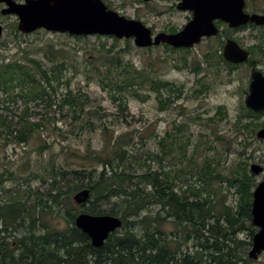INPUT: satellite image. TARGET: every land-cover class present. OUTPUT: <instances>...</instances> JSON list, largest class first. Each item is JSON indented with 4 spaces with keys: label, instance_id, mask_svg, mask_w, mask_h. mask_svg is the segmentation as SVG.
<instances>
[{
    "label": "trees",
    "instance_id": "1",
    "mask_svg": "<svg viewBox=\"0 0 264 264\" xmlns=\"http://www.w3.org/2000/svg\"><path fill=\"white\" fill-rule=\"evenodd\" d=\"M177 31L173 28L167 32ZM164 46L171 51H178L169 45ZM220 47L223 48V45ZM179 50L188 52L186 49ZM107 51L108 57L100 65L103 78L99 83L121 111L128 110L125 92L131 90L134 96L139 97L138 89L148 82L157 91L165 89L170 93L177 91L178 95L181 94V89L173 83L151 78L146 70L123 62L122 58L111 54V49ZM220 59L226 62L221 51ZM46 64L26 54L20 58H0V105L2 98L15 100V97H20L26 100V104L30 101L47 102L48 105L58 103L59 108H67L66 111L70 113L85 114L89 95L72 90L64 79V72L68 69L65 62L54 66ZM112 72H117V75H112ZM64 84V92H61ZM179 98L177 96L174 101H168L174 104ZM248 113L253 118L264 115L250 110ZM87 119L82 120L85 126L82 130L91 127ZM240 122L238 125L242 127ZM175 124L172 131L160 139L157 152L149 149L143 152L145 145L140 147L136 144L134 134L107 135L108 127L103 124L98 127L103 134L100 150L88 146L82 155L70 153L83 165L64 163L67 158L58 163L53 154H49V161L36 176L46 188L43 192L36 191L38 197L35 203L15 197V192L6 196L5 189L1 190L0 262L235 264L232 259L241 260L237 253L240 242L236 236L247 231L250 237L255 234L252 203L253 191L258 183L246 162L238 163L235 168L232 166L225 177L223 172L218 171L220 165L214 159H207L201 166L191 165L197 164L194 158L189 160L190 163L185 162L191 139L186 137L183 124ZM255 126L264 128V123ZM42 129L43 123L33 122L27 113L18 118L15 126L0 114V144L6 140L11 145L28 146L37 137H42ZM51 131L57 138L63 135L59 128ZM48 147L51 149V145ZM185 163L189 166H185ZM190 172L202 183L200 187L190 184L189 179L184 181L187 185L185 189L179 187L176 180L186 177ZM218 182H227L230 191L234 190L235 206L222 204L220 210L215 208L218 192L214 184ZM85 189L90 190L91 196L86 203L77 205L73 197ZM112 199L119 202L111 209L105 208V202ZM152 207L158 208V211L142 215ZM81 212L119 216L123 221L122 234L116 235L115 232L104 246L93 247L90 238L76 227L75 219ZM168 219L179 231L186 232L190 239L198 242L194 254H183L178 247L173 248L168 244L164 229ZM61 222L64 225H59ZM248 222H251V226L247 225ZM138 228L142 229V234L138 233ZM246 245L252 246V242ZM205 251H208V258H205ZM250 262L248 258L246 263Z\"/></svg>",
    "mask_w": 264,
    "mask_h": 264
},
{
    "label": "rangeland",
    "instance_id": "2",
    "mask_svg": "<svg viewBox=\"0 0 264 264\" xmlns=\"http://www.w3.org/2000/svg\"><path fill=\"white\" fill-rule=\"evenodd\" d=\"M102 1L120 15L142 21L155 35L161 32L168 33L167 31L173 28L180 31L192 19L191 12L177 9V1L153 0L150 3L142 0ZM246 1V10L249 13L264 10V0ZM3 8L4 5H0V24L5 28L0 40L4 42L0 43V58H20L26 54L43 60L47 63L46 66L49 63L54 66L65 62L68 69L64 72V79L73 91H83L90 98L85 106V114L77 115L66 111L67 108H59L58 103L48 105L47 102L30 101L26 104V100L20 97H15V100L2 98L0 114L7 117L13 126L25 113L33 122H42L44 125L42 137L40 139L37 137L28 146L11 145L6 140L1 142L0 192L5 189L6 196H9L10 192H15V197H22L28 203H35L38 197L36 191L43 192L46 188L36 176L49 161V154H53L58 163L67 158L64 163L69 162L71 166L77 163L83 165L81 160L70 153L82 155L88 146L100 150L103 146V134L102 129L98 127L103 124L108 127L107 135L134 134L136 144L140 147L145 145L143 152L148 149L157 152L160 139L172 131L175 123L183 124L186 137L191 139L188 158L184 161L189 162L194 158L197 164L191 165L201 166L206 161L214 159L215 163L220 165L218 171L225 174L223 177L228 175L232 166L235 168L240 162L248 163L249 168L255 163L264 166V139L257 138V132L263 127L255 126L264 123V115L258 118L249 117V110L244 105L252 81L250 61L232 67L220 59V51L223 52L220 46L224 47L228 39L242 44L243 48H250L257 43L262 44L264 28L252 25L237 30L220 23V35L203 39L200 44L187 50L188 52L171 51L164 45L143 49L138 48L133 39H116L111 36L74 37L47 30L23 34L18 30V17L3 16L1 14ZM109 49L112 50L111 54L119 56L123 62H130L134 67L149 72L151 78L173 83L181 89V94L178 95L177 91L170 93L165 89L157 91L151 82H148L138 89L139 97L134 96L131 90L125 92L128 110L121 111L99 83L103 78L100 65L106 61ZM258 54L259 51L256 49L251 57L252 62H261L262 58ZM258 69L264 73V61L258 65ZM112 75H117V72H112ZM65 86L66 84L61 92H64ZM177 96L180 98L176 99L174 104H170L168 100L174 101ZM86 119L91 122V127L82 130L85 127L82 120ZM75 120L78 121L74 125ZM238 122L242 127H239ZM244 126L248 128H243ZM56 128L61 129L63 133L58 138L51 131ZM50 145L51 149L48 147ZM185 166L189 164L185 163ZM192 174L190 172L186 177L176 180L179 187L185 189L187 185L184 181L189 179L190 184L193 183L199 188L202 183ZM254 178L259 183L263 175ZM214 188L218 192L214 201L215 208L220 210L222 204L235 206V192L233 189L230 191L227 182L215 183ZM118 202L117 199H112L105 202L104 207L111 209ZM157 211L158 208L152 207L142 215H151ZM171 221L168 219L164 223L168 244L173 248L178 247L183 254H194L198 249L196 247L198 242L190 239L186 232L179 231ZM250 223L247 225L251 226ZM59 225L64 224L61 222ZM253 227L256 233L257 228L254 225ZM137 231L139 234L143 233L142 229L138 228ZM122 232L120 229L116 235H121ZM236 238L240 242L237 253L241 260L232 259L233 263L264 264V252L257 260L246 263L251 249V246L246 244L253 240L249 231L237 234ZM207 254L208 251H205V258H208Z\"/></svg>",
    "mask_w": 264,
    "mask_h": 264
},
{
    "label": "water",
    "instance_id": "3",
    "mask_svg": "<svg viewBox=\"0 0 264 264\" xmlns=\"http://www.w3.org/2000/svg\"><path fill=\"white\" fill-rule=\"evenodd\" d=\"M177 1V9L192 12V19L176 33L161 32L156 35L142 21L120 15L102 0H0V4L6 6L1 10L3 16L18 17V30L23 34H32L43 29L72 36H112L117 39H133L138 48H151L162 44L175 49L193 48L203 38L219 35L220 29L216 21L226 23L232 29L249 23L264 26V13H247L246 0ZM3 35L4 27L0 24V39ZM249 54V51L233 39H228L224 46V58L230 64L247 62ZM251 78L244 105L251 111H263L264 75L254 69ZM257 137L264 139V128L257 133ZM250 172L254 176L263 175L253 191L252 223L258 231L253 236L248 253L250 259L257 260L264 252V166L252 164ZM90 196V190L85 189L73 199L76 204L81 205ZM75 224L90 238L93 247L101 248L112 233L122 228L123 221L119 216L81 212L76 216Z\"/></svg>",
    "mask_w": 264,
    "mask_h": 264
},
{
    "label": "flooded vegetation",
    "instance_id": "4",
    "mask_svg": "<svg viewBox=\"0 0 264 264\" xmlns=\"http://www.w3.org/2000/svg\"><path fill=\"white\" fill-rule=\"evenodd\" d=\"M264 11V10H263ZM263 11H259V12H257V13H259V14H262V13H264ZM248 27H252V25H247V27L246 28H248ZM257 27V26H256ZM261 28H264V26H262ZM241 29H245L244 27H241V28H239V29H237V30H241ZM261 43L262 44H259V43H257V44H255V46H252V47H250V48H246L247 50H249L250 51V55H251V57H252V55H253V53H252V50H258L259 51V56L262 58V60H261V62H252V60H251V62H250V66L252 67V70H254V69H256V70H259V71H261L260 69H258V65L259 64H261L263 61H264V39H261ZM241 46H242V44H240ZM251 57H250V59H251ZM247 63H249V62H247ZM244 64H246V63H244ZM240 65H243V64H240ZM262 72V71H261ZM263 73V72H262ZM264 74V73H263Z\"/></svg>",
    "mask_w": 264,
    "mask_h": 264
}]
</instances>
